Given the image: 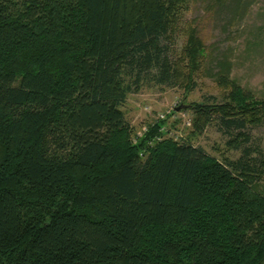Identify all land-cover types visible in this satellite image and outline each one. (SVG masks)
Returning a JSON list of instances; mask_svg holds the SVG:
<instances>
[{
  "label": "trees",
  "instance_id": "1",
  "mask_svg": "<svg viewBox=\"0 0 264 264\" xmlns=\"http://www.w3.org/2000/svg\"><path fill=\"white\" fill-rule=\"evenodd\" d=\"M190 2L251 3L0 0V264H264V154L245 131L264 98L230 55L209 67L196 20L171 59ZM200 71L222 102L187 103ZM144 81L184 94L138 130L123 107ZM214 122L239 158L194 145Z\"/></svg>",
  "mask_w": 264,
  "mask_h": 264
},
{
  "label": "rangeland",
  "instance_id": "2",
  "mask_svg": "<svg viewBox=\"0 0 264 264\" xmlns=\"http://www.w3.org/2000/svg\"><path fill=\"white\" fill-rule=\"evenodd\" d=\"M246 14L236 12L233 3L219 6L210 10L204 2H190L176 24L173 41L168 43L171 59L179 56L185 42L183 26L196 20L200 35L209 50V67L215 69L216 59L225 54L233 61L231 76L243 87L250 89L259 98H264V0H250ZM196 76L195 86L190 91L189 101L218 103L224 100L221 87L214 78L200 71ZM141 89L131 94L123 109L134 127L143 129L145 122L156 118L160 113H168L182 99L184 88L154 81H144ZM172 112V111H171ZM174 118H180L179 130L172 132L178 137L189 134L192 113L190 110H180ZM173 120V119H172ZM246 132L251 136L247 142L253 149H259L264 154V123L259 126L247 127ZM139 132V131H138ZM228 135L219 129L217 122L207 126L195 140L194 145L201 146L207 153L222 158L223 151L231 159H237L241 152L229 150L226 142Z\"/></svg>",
  "mask_w": 264,
  "mask_h": 264
},
{
  "label": "water",
  "instance_id": "3",
  "mask_svg": "<svg viewBox=\"0 0 264 264\" xmlns=\"http://www.w3.org/2000/svg\"><path fill=\"white\" fill-rule=\"evenodd\" d=\"M179 109H180V107L177 108V110H179Z\"/></svg>",
  "mask_w": 264,
  "mask_h": 264
},
{
  "label": "built area",
  "instance_id": "4",
  "mask_svg": "<svg viewBox=\"0 0 264 264\" xmlns=\"http://www.w3.org/2000/svg\"><path fill=\"white\" fill-rule=\"evenodd\" d=\"M146 127H144L143 129H145Z\"/></svg>",
  "mask_w": 264,
  "mask_h": 264
}]
</instances>
